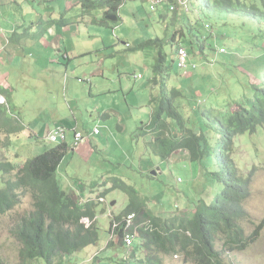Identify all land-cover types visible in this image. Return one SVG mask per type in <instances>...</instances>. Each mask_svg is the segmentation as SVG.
I'll return each instance as SVG.
<instances>
[{"label": "rangeland", "instance_id": "1", "mask_svg": "<svg viewBox=\"0 0 264 264\" xmlns=\"http://www.w3.org/2000/svg\"><path fill=\"white\" fill-rule=\"evenodd\" d=\"M198 1L197 6H203L204 0ZM241 1L248 5H259V0ZM57 2L64 0H12L7 2V5L5 3L0 5V35H8L10 38L13 29H19L12 46H8V49L13 51L9 52L11 57L16 61L7 63L8 56L4 54L0 56V74L11 75L10 78L6 76V85L9 87L4 88L3 93L8 99L11 114L25 125L22 133L10 136L0 130V161L12 160L19 168L27 159L55 146L57 143L46 138H33L29 130L31 127H39L41 123H49L57 113V108L71 115L72 111H75L81 121L80 129L85 133L94 129V125L97 124L102 131L98 135L102 140L100 146L98 141V150L90 152L89 156L83 158L69 146V151L57 170L63 188L79 193L87 186L88 190L83 192L84 199H94L98 203L95 207L96 224L99 227L98 242L68 255L66 260L67 264H116V261L121 263L124 241L121 235L114 233L111 220L129 204L130 197L122 189L112 188L113 190L109 189L108 192L106 185L111 188L121 179L136 190L138 201L145 202L142 209L135 211L131 226L133 232L136 226L140 228L148 224L150 215L162 218L190 215L194 212L198 200L205 199L211 204L222 189L220 183L207 175L208 170L214 172L218 170V166L210 161V158L192 161L189 153L182 151L171 155L167 160H162L151 150L149 141L152 135L145 132L151 107L147 103L139 106L137 94L140 90H146L145 85L153 77V67L159 50L155 47L141 48L140 44L148 40L163 41L161 51L167 55V66L170 68L169 87H178L184 92V96L177 99L176 104L187 119L188 126L194 128L201 125L200 120L194 119L197 111L208 107L217 108V99L219 102L224 101L221 104L222 109L227 102L234 103L253 95L254 88L242 68L248 71L247 48L264 46V36H261L264 26H259V22L251 18L237 15L211 16L209 20L213 33L208 34L204 27L194 23L193 14L189 16L171 14L167 8L162 7L156 12H151L149 4H142L140 1H129L124 4L118 12L119 20L108 26L92 23V19L102 20L103 10H94L86 16L80 13L83 19L79 21L77 17H69L68 22L76 23L83 38L89 39L88 35H91V44H94L100 40L97 39L100 37L94 35H101L105 46L99 47L96 50L97 54L84 55V61H77L79 60L77 56H71L67 72L64 68L67 60L62 59L64 62H60L64 65L62 74H56L54 71L56 78L61 82L59 86L62 94L65 92L62 99L65 104L61 102L60 105L50 100L46 88L42 86L49 75L43 69L49 60L55 59L57 62L58 56L55 53L51 55V50L42 49L37 44L47 31L46 13L43 12L42 5ZM79 8L82 11V7ZM33 23L35 25H32ZM182 29L186 33L182 43L192 49L189 50L191 63L195 64L197 69L189 67L180 70L177 67L178 43L173 42L172 37L176 31ZM24 31L26 32L23 33ZM211 34L213 37H209L203 51L199 45ZM66 35L71 52L81 46L82 49L89 47L87 42H81V37L75 34V29L73 34L69 31ZM177 38L181 40L180 32H177ZM222 47L226 49L227 54L219 53ZM94 59H104L102 68L106 72L105 79L102 76L88 77L83 72ZM36 61L38 63H35ZM87 61L89 63H86ZM137 74H142L143 79H135L134 76ZM260 76L264 84V67ZM119 77L123 79L126 90L117 91L116 98H113L114 94H101L92 96L91 99L88 97L90 89V84L86 82L88 78L93 81V90L96 94L98 87L95 86V79L99 82L113 80L115 83L111 85L118 86ZM79 79L85 81L81 82ZM0 83L5 86L3 81ZM70 91L80 99V107L81 103H84L82 108L76 109L72 106L71 109L68 103L71 101ZM65 95L68 100L65 99ZM0 97H2L0 103H7L6 99H3L4 96ZM145 97L148 99L149 95ZM141 100H144V96ZM96 102L110 105L108 107H113L118 113L123 114L125 120L121 122L120 116L113 115L114 112L108 118L101 116L94 118L90 113L94 112L98 105ZM111 103L116 105L111 106ZM213 111L216 113L220 110ZM58 126L61 125L56 127ZM124 128L127 130H123ZM171 128L174 133H180L174 123ZM216 130L218 129H215L214 133L217 141H220L221 136ZM214 151L217 152L218 149L214 148ZM232 157L244 177L252 169L256 170L251 185V197L245 203L249 218L242 223L246 235L249 236L256 225L264 221V126L259 127L254 134L238 136L235 139ZM211 158L215 161V153ZM157 169H159L157 174H153V170ZM16 172L17 170L10 176L14 177ZM3 176L0 171V187L3 186ZM72 181L74 185L69 184L73 183ZM91 182H94V185L89 186ZM104 191L108 192L104 197L107 201L101 202L98 196H103ZM113 201H116L114 205ZM33 209V199L27 194L20 205L0 215V259L6 264H23L20 255L23 243L17 237L16 229L21 219ZM85 223L89 225L90 221L86 220ZM112 239L111 246L108 245L106 248ZM138 243L141 246L140 242ZM223 259L225 264H264V229L260 238L247 250L226 251ZM30 263L42 264L37 260ZM165 263L196 264L194 261L184 262L183 254L173 258L166 257Z\"/></svg>", "mask_w": 264, "mask_h": 264}, {"label": "trees", "instance_id": "2", "mask_svg": "<svg viewBox=\"0 0 264 264\" xmlns=\"http://www.w3.org/2000/svg\"><path fill=\"white\" fill-rule=\"evenodd\" d=\"M124 2L82 0L83 15L86 16L94 10H104L102 20L95 23L108 26L111 22L106 17H118ZM198 2L189 0L188 12L179 8L174 14H193L194 23L204 27L208 34L213 33L209 20L211 16L237 15L251 18L259 22V26H264V0H259V5H248L241 0H204L203 6H197ZM177 32H180L181 40L177 38ZM262 33L261 36H264V30ZM184 37L186 33L182 29L176 31L172 41L192 50L182 43ZM209 37L212 38V34L199 45L203 51ZM162 42L156 39L140 44L141 48L155 47L159 50L153 67L154 75L150 79L156 91L151 99V121L145 130L146 133H153L149 146L162 160H167L180 149L187 150L192 161L210 158L218 166V170H208L207 175L220 183L222 189L211 204L205 199L198 200L190 215L169 218L150 215V222L137 228L133 244H122V260L121 263L116 261V264H166V257L173 258L179 254L184 255L186 263L194 261L196 264H225L223 257L226 251L247 250L260 238L264 229L263 221L256 225L249 236L246 235L242 225L249 218L245 203L251 197V185L256 170L252 169L244 177L232 157L238 136L254 134L259 127L264 126V84L260 80L264 67V46H249V55L246 56L248 71L242 68L254 88L253 95L234 103L227 102L222 109L221 104L224 101L219 102L217 99V108L208 107L197 111L194 119L200 120L201 125L191 128L176 104L177 99L184 96V92L178 87H169L170 68L167 66V55L161 51ZM8 87L0 85V96H4L7 101L0 103V130L10 136L22 133L25 125L9 111L8 99L3 93V89ZM213 110L220 111L215 113ZM172 123L178 127L180 133L173 132ZM215 129L219 131L220 141H217ZM214 148L218 151L215 152ZM68 151L67 143L56 144L27 159L19 168L12 160L0 161V171L4 174L3 186L0 187V215L20 205L27 194L33 199L34 209L21 219L16 229V235L23 243L20 251L23 264H31L35 260L42 264H67L68 255L96 244L99 240L95 209L98 203L90 198L85 200L83 196L66 190L60 184L57 170ZM213 153L215 161L211 158ZM15 170L17 172L14 177L10 176ZM112 188L122 189L130 197L129 204L111 220L114 233L121 235L123 230L114 227V223L119 222L125 215L138 212L145 202L138 201L136 190L121 179L116 186L106 190L109 192ZM105 193L104 191L103 196ZM83 217H89L93 223L86 227ZM112 242L113 239L107 243L106 248ZM0 264L6 263L0 259Z\"/></svg>", "mask_w": 264, "mask_h": 264}, {"label": "crops", "instance_id": "3", "mask_svg": "<svg viewBox=\"0 0 264 264\" xmlns=\"http://www.w3.org/2000/svg\"><path fill=\"white\" fill-rule=\"evenodd\" d=\"M12 0H0V5L4 4L7 5V2H11ZM142 4H149V3H144L143 1H140ZM82 7V11H80V8ZM162 8H167L168 9V4L164 3ZM42 10L44 13H46V18H45V24L47 27V31L44 35L41 36V38L38 40V45L39 47H41L42 49H46V50H51V55L52 53H55L58 56V60L57 62H55L54 60H49V63L46 64L45 68L43 69L44 72H47L48 75V79L47 81L43 82L42 86L44 88H46L47 93L49 94L50 100L53 101L55 104L60 103L61 102L63 104H65L63 99V94H65V92L61 91L60 88V81H58V79L56 78L57 75L56 74H62V70L64 65L61 63H64L63 60H67V65L65 68L66 72L68 71V62L72 57H78L77 61H84L85 56L84 55H89V54H93L96 53L97 49H99V47H103L105 46L101 35H94L95 37H100L97 39H100L99 41H97V43L91 44L92 43V39L90 38L91 35H88L89 39L83 38L80 31L81 29H79V27L76 25V23H69L67 19H69V17H77V21H79L80 19H83V16H81L80 13L84 14V9L82 6V0H64V2H57V3H53V4H47V5H42ZM103 12L105 13V11L103 10ZM104 17V16H103ZM101 19V18H98ZM98 19H92V23H95L96 21H98ZM118 21V20H117ZM111 23H113V21H110ZM50 24V26L48 27L47 25ZM32 25H35V23H33ZM67 26V27H65ZM22 28V27H21ZM77 28V30H76ZM72 29V31H71ZM74 29H75V34L77 36H80L81 38V42H87L89 44V47H86L85 49L77 48L74 49L73 52H71L70 47L67 45V42H69V39L67 37V32H71L72 34L74 33ZM19 29H13V31L11 32L13 35L9 38L8 35H0V56H2L3 54L8 56V60L6 61L7 63H12L15 62L16 59L13 57H11L9 52H13L10 49H8L9 45L12 46V42L15 41L14 37L16 36L15 34L18 33ZM26 31H24L23 33H25ZM75 36V35H73ZM25 38V35L23 36ZM86 40V41H85ZM63 43V45H62ZM128 45V44H127ZM101 49V48H100ZM97 54V53H96ZM93 58V57H91ZM91 58L89 60H91ZM63 59V60H62ZM88 60V61H89ZM86 63H89V62ZM48 62V61H47ZM61 62V63H60ZM35 63H38V61H36ZM66 63V62H65ZM105 61L104 59H94L92 60L91 64L89 66H87L88 69H83V72L85 74H87L88 77H96V76H102L103 79H105V75L106 72L104 71V69L102 68L104 65ZM91 66H94V68H91ZM62 68V69H61ZM54 71H56V74H54ZM138 75V74H137ZM137 75L134 76L135 79H141L138 78ZM9 78L11 77L10 74H0V82L3 81V83H5V86H9L6 85V81H7V77ZM143 75H142V79H143ZM85 81V80H84ZM82 81V82H84ZM87 83L90 84V89H89V95L88 97L91 99L92 96H98L101 94H106V95H110V94H114L113 98H116V94L117 91H122L124 92V90H126L124 83H123V79L121 77H119L118 79V86H116L114 84L111 85L114 81H109L106 80V82H104L103 80L101 82L97 81V79H95V86L98 87L97 89V93H94L93 90V81L91 80V78H88L86 80ZM115 83V82H114ZM9 84V83H8ZM1 85V83H0ZM2 86V85H1ZM146 86V90H140L138 92V96L139 99L137 101V104L139 106H141L142 104L147 103L148 105H150L151 107V113H150V119L149 122L147 123V125L150 123L151 121V115L153 112V105L151 104V99L153 96V93H155L156 89L153 86V84L149 81V83ZM87 89V88H85ZM70 99L71 101L68 103L70 104L71 109L73 108L72 106H74L76 109L82 108L84 106V103H81V107L79 105V101L80 99L78 97H76V95L70 91ZM144 96V100H141V97ZM146 95H149L148 99L147 97H145ZM112 98V99H113ZM65 99L68 100V97L65 95ZM96 107L93 110L94 112H91L90 114H92V116H94V118H97V116L100 118V116L102 118H108L110 117V114H113L112 112H114L116 116H120V121L123 122L125 119L123 117V114L118 113V111H116L115 109H113V107H108L110 105H102L99 102H96ZM116 105L115 103H111V106ZM105 106V107H104ZM108 107V108H107ZM56 114L54 115L53 119L49 122V123H41V125H39V127H31L29 130V134L32 135L33 138H43V136L45 134H47L51 129L55 128L57 125H61L64 126L68 132L70 133V135L67 137V143L69 144V146L73 147V142H74V128H78L80 129L81 126V121L79 120L78 115L76 114L75 111H72V115L68 114L66 111L63 112L61 110H59L58 108L56 109ZM96 113V114H95ZM95 114V115H94ZM32 126V125H30ZM97 126V124L94 125V128ZM148 128V126H146V129ZM81 130V129H80ZM93 130H90L88 134L89 136V140L87 141V139L80 143L76 148H72V151L77 153L78 155L82 156L83 158L89 156L90 152L92 151H97L98 150V141H99V146L102 145L100 142H102V140H100L99 136L102 131H100L98 134H93ZM123 130H127V129H123ZM152 138H153V133H151ZM70 140V143H69ZM95 146V147H94ZM186 152L189 153L187 150L185 149H180L177 150L174 154L180 153V152ZM173 154V155H174ZM190 156V155H189ZM159 170V169H157ZM73 182V181H72ZM105 184H107L106 181H104ZM68 183V181H67ZM97 183V182H96ZM74 185L73 183H69ZM94 185V182H91L89 184V186ZM76 186V185H75ZM82 187V184H81ZM106 188H109V185L105 186ZM88 190L87 186H84V188H82V192H80L81 196H83V192H86Z\"/></svg>", "mask_w": 264, "mask_h": 264}, {"label": "built area", "instance_id": "4", "mask_svg": "<svg viewBox=\"0 0 264 264\" xmlns=\"http://www.w3.org/2000/svg\"><path fill=\"white\" fill-rule=\"evenodd\" d=\"M124 4H126L129 1H143L144 3H149V9L151 12H156L160 7H163L164 3L168 4V11L171 14H174L179 8H181L184 12H188V5L189 0H124ZM129 46V45H127ZM220 54H227V51L225 48L219 49ZM191 54L187 47L180 45L177 47V58L176 63L177 67L180 70H185L191 67L192 69H197V66L195 64L191 63ZM138 78H142V74L137 75ZM81 82L84 81L82 79H79ZM5 100V98L3 97ZM2 100V97H0V101ZM68 130L64 126H58L53 129H51L46 135L43 136V138L48 139L50 142L53 143H64L67 140V133ZM100 132L99 126H96L94 128V134H98ZM88 138V135L85 134L83 131L78 130V128H74V142L73 146H78L80 143L84 142ZM80 195V192L77 193ZM99 200L101 202H104L106 198L99 197ZM107 201V200H106ZM114 217V216H113ZM135 218V212H132L128 215L123 216L122 219H120L119 222L114 223V227H120L123 231H121V237L123 238L124 244L127 246H131L134 242L137 228L139 226H136V229L131 231V226L133 225ZM86 220L90 221V224L87 225L85 223ZM83 223H85L86 227H89L93 220H91L89 217H83L82 219Z\"/></svg>", "mask_w": 264, "mask_h": 264}, {"label": "water", "instance_id": "5", "mask_svg": "<svg viewBox=\"0 0 264 264\" xmlns=\"http://www.w3.org/2000/svg\"><path fill=\"white\" fill-rule=\"evenodd\" d=\"M106 19L109 20V21L116 22V21L118 20V17H117V16H107ZM157 171H158V170H153L152 173H153V174H157ZM115 203H116V201H113V202H112V205H114Z\"/></svg>", "mask_w": 264, "mask_h": 264}, {"label": "bare ground", "instance_id": "6", "mask_svg": "<svg viewBox=\"0 0 264 264\" xmlns=\"http://www.w3.org/2000/svg\"><path fill=\"white\" fill-rule=\"evenodd\" d=\"M78 130H80V129H78ZM82 131V130H81ZM93 134H94V130H93ZM67 137H68V134H67ZM67 141L68 140H66V142H64V143H67ZM57 144H62V143H57ZM68 144V143H67ZM69 145V144H68ZM74 147V146H73ZM77 146H75L74 148H76Z\"/></svg>", "mask_w": 264, "mask_h": 264}, {"label": "clouds", "instance_id": "7", "mask_svg": "<svg viewBox=\"0 0 264 264\" xmlns=\"http://www.w3.org/2000/svg\"><path fill=\"white\" fill-rule=\"evenodd\" d=\"M81 194V193H80ZM103 197H105V196H103Z\"/></svg>", "mask_w": 264, "mask_h": 264}]
</instances>
